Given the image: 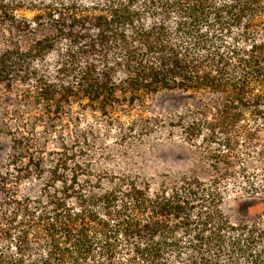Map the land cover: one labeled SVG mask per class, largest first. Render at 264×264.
Masks as SVG:
<instances>
[{
    "label": "trees",
    "instance_id": "obj_1",
    "mask_svg": "<svg viewBox=\"0 0 264 264\" xmlns=\"http://www.w3.org/2000/svg\"><path fill=\"white\" fill-rule=\"evenodd\" d=\"M0 137V264H264V0H0Z\"/></svg>",
    "mask_w": 264,
    "mask_h": 264
},
{
    "label": "rangeland",
    "instance_id": "obj_2",
    "mask_svg": "<svg viewBox=\"0 0 264 264\" xmlns=\"http://www.w3.org/2000/svg\"><path fill=\"white\" fill-rule=\"evenodd\" d=\"M155 103H157L161 107H168L170 101L169 100H162L156 99ZM8 149V142L6 139L0 137V162L5 157L6 151ZM188 153L185 152L182 149H179L175 146H164L159 149L156 155L155 163H153V166L151 169L152 171H158V170H177L182 169L185 167V163L187 162ZM248 205L240 203H234L231 208L234 212V214L238 216H243L248 213Z\"/></svg>",
    "mask_w": 264,
    "mask_h": 264
}]
</instances>
